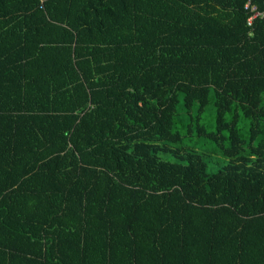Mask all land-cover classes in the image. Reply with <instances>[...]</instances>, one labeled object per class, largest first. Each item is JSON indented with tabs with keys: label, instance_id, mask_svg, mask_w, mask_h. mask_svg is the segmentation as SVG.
I'll return each mask as SVG.
<instances>
[{
	"label": "trees",
	"instance_id": "16d2710c",
	"mask_svg": "<svg viewBox=\"0 0 264 264\" xmlns=\"http://www.w3.org/2000/svg\"><path fill=\"white\" fill-rule=\"evenodd\" d=\"M264 0H0V264H264Z\"/></svg>",
	"mask_w": 264,
	"mask_h": 264
},
{
	"label": "built area",
	"instance_id": "2783aa9c",
	"mask_svg": "<svg viewBox=\"0 0 264 264\" xmlns=\"http://www.w3.org/2000/svg\"><path fill=\"white\" fill-rule=\"evenodd\" d=\"M245 8L250 9L252 12V14L247 19L248 26H251V24L253 23L255 19L264 17V3H263V11H257L254 7L252 6L250 7L249 3L245 5Z\"/></svg>",
	"mask_w": 264,
	"mask_h": 264
}]
</instances>
